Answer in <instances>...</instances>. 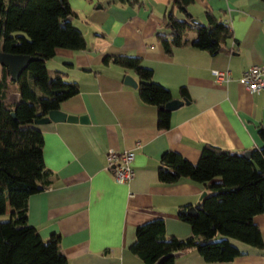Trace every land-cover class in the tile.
I'll list each match as a JSON object with an SVG mask.
<instances>
[{"label":"crops","instance_id":"0c3cea01","mask_svg":"<svg viewBox=\"0 0 264 264\" xmlns=\"http://www.w3.org/2000/svg\"><path fill=\"white\" fill-rule=\"evenodd\" d=\"M74 26L87 45L82 50L57 48L46 61L51 72L77 82L79 92L62 101L60 110L84 116V122H49L43 132L44 163L52 184L31 194L28 224L42 239L60 234L61 252L70 264H144L130 249L137 227L160 219L167 238L190 239L191 226L179 218L196 207L206 193L203 186L183 179L174 185L158 183L160 157L176 151L192 164L205 146L245 153L264 142V90L251 93L240 79L251 66L264 68V3L261 0H194L189 14L206 24L205 13L229 23L232 39L225 51L210 56L190 43L194 30L185 33L186 45L169 56L158 36L169 38L161 27L168 0H68ZM178 20L184 19L177 12ZM136 56L153 73V82L166 87L173 100L188 104L172 111L170 127L157 130V110L145 106L137 88L124 83L134 74L104 58ZM212 70L228 71L229 81L217 84ZM2 71V69H1ZM185 88L187 97H181ZM108 149L134 152V178L116 182L106 158ZM264 245V214L253 217ZM243 253L228 263H207L195 250L174 259V264H264V249H252L236 240Z\"/></svg>","mask_w":264,"mask_h":264},{"label":"trees","instance_id":"16d2710c","mask_svg":"<svg viewBox=\"0 0 264 264\" xmlns=\"http://www.w3.org/2000/svg\"><path fill=\"white\" fill-rule=\"evenodd\" d=\"M124 2L123 0H116ZM140 5L139 0H129ZM264 3V0H261ZM194 0H168V13L161 27L170 32L167 39L158 36L167 55L186 45L185 33L196 31L190 46L217 56L232 39L229 23L205 13L206 24L192 25L188 7ZM184 19L178 20L176 13ZM68 0H0V51L37 57L28 63L18 81L9 78L8 68L0 74V264H70L61 252L60 234L44 240L37 228L28 223L27 199L52 184V171L44 163L43 132L34 124L49 110L60 109L63 100L79 92L78 83L66 80L62 71L51 72L46 61L57 48L82 50L87 45L82 30L72 23ZM123 67L137 78L138 98L158 112L157 130L170 127L171 112L164 106L172 102L170 91L153 82V73L140 58L113 55L104 58ZM12 92H20L18 104L9 101ZM181 97H187L185 88ZM15 113V116L12 113ZM264 142V128L259 130ZM249 160L240 153L205 146L196 164L176 151L160 157L158 183L174 185L183 179L203 186L206 193L195 207L196 215H180L191 226L187 240L167 238L165 223L156 219L137 227L132 252L144 264H174L171 255L195 250L207 263H228L243 253L231 243L236 240L250 248L263 250L260 232L253 217L264 214V147L249 151Z\"/></svg>","mask_w":264,"mask_h":264},{"label":"water","instance_id":"95a60500","mask_svg":"<svg viewBox=\"0 0 264 264\" xmlns=\"http://www.w3.org/2000/svg\"><path fill=\"white\" fill-rule=\"evenodd\" d=\"M191 21H192V25L201 24V22L197 18H193ZM36 59L37 57H34L33 55L29 56L22 54H7L0 51V66L8 68V71L10 73L9 78L13 81H18L19 77H21V74L27 70L28 63ZM124 83L128 85V87H131L133 89L137 88L136 81L133 80V78H131L128 75L125 76ZM20 99H21L20 92H12L10 93L8 100L14 104H18ZM185 104H188V101L172 100V102L164 106V109L172 113V111H175L176 109L182 107ZM12 115L15 116V113L13 112ZM85 119L86 117L84 116H77V115L72 116V114H67L61 111L60 109H53V110H49L46 116L37 118L34 124L41 125L46 123L48 124L49 122H64V121H68L72 123L76 121L84 122ZM249 153L250 152H245L242 153L241 155L242 157L249 160L250 158ZM204 195L205 193L201 195L202 198L204 197ZM180 213L182 215L189 216V215H196L197 211L195 207H189L188 209L182 210ZM182 254L183 253L178 252V254H173L171 256L172 258L176 259L179 258V256H181ZM163 259L164 258L159 259V261H157L155 264H160L163 261Z\"/></svg>","mask_w":264,"mask_h":264},{"label":"built area","instance_id":"2783aa9c","mask_svg":"<svg viewBox=\"0 0 264 264\" xmlns=\"http://www.w3.org/2000/svg\"><path fill=\"white\" fill-rule=\"evenodd\" d=\"M214 82L217 84L227 83L229 81L228 71L212 70ZM242 85L251 93L259 94L264 90V68L261 66H251L242 74L240 79ZM107 166L112 171V175L117 183L126 184L130 182L135 174L133 167L134 152L132 150L118 151L108 149Z\"/></svg>","mask_w":264,"mask_h":264},{"label":"rangeland","instance_id":"374dc122","mask_svg":"<svg viewBox=\"0 0 264 264\" xmlns=\"http://www.w3.org/2000/svg\"><path fill=\"white\" fill-rule=\"evenodd\" d=\"M1 69H2V67L0 66V74H1ZM8 98H9V96H8ZM0 218H1V220H8V215L7 214H4V215H2V216H0Z\"/></svg>","mask_w":264,"mask_h":264}]
</instances>
